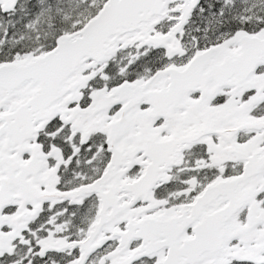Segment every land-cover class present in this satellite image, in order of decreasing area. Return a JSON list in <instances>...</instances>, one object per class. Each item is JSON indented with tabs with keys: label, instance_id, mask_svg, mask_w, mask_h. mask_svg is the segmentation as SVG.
<instances>
[{
	"label": "snow or ice",
	"instance_id": "obj_1",
	"mask_svg": "<svg viewBox=\"0 0 264 264\" xmlns=\"http://www.w3.org/2000/svg\"><path fill=\"white\" fill-rule=\"evenodd\" d=\"M0 264H264V0H0Z\"/></svg>",
	"mask_w": 264,
	"mask_h": 264
}]
</instances>
